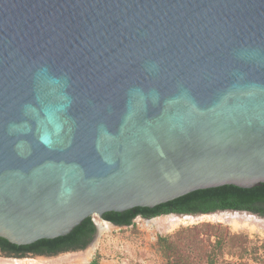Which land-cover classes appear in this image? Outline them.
I'll return each mask as SVG.
<instances>
[{
	"label": "water",
	"instance_id": "95a60500",
	"mask_svg": "<svg viewBox=\"0 0 264 264\" xmlns=\"http://www.w3.org/2000/svg\"><path fill=\"white\" fill-rule=\"evenodd\" d=\"M262 184L264 0H0V237Z\"/></svg>",
	"mask_w": 264,
	"mask_h": 264
},
{
	"label": "trees",
	"instance_id": "16d2710c",
	"mask_svg": "<svg viewBox=\"0 0 264 264\" xmlns=\"http://www.w3.org/2000/svg\"><path fill=\"white\" fill-rule=\"evenodd\" d=\"M248 211L264 217V184L253 188L224 185L191 192L154 208L136 207L124 212H108L104 219L117 226H130L140 216L154 218L167 214H208L216 211ZM92 217L86 218L66 236L41 239L28 245H16L0 237V250L6 256L54 254L82 250L96 233ZM158 245L168 264H248L249 254L257 255L259 247L245 232H232L222 224L184 227L168 236H160ZM228 257L238 262L228 261ZM258 257H255L257 259ZM89 264H99L97 259Z\"/></svg>",
	"mask_w": 264,
	"mask_h": 264
},
{
	"label": "rangeland",
	"instance_id": "374dc122",
	"mask_svg": "<svg viewBox=\"0 0 264 264\" xmlns=\"http://www.w3.org/2000/svg\"><path fill=\"white\" fill-rule=\"evenodd\" d=\"M224 211L246 217L253 216L256 222L255 224L246 225L245 223H237L234 220H215L197 214H167L150 219L138 216L133 220V224L130 226H117L110 223L112 229L108 232H102L98 226L90 250L69 253L46 260L27 257L11 258L0 255V262L6 264H13L16 262L30 264L27 263L30 260L51 262L63 257L80 255L85 257L86 261L79 262L78 264H89L94 259H97L99 264H168V260L163 255L158 245V238L160 236L172 235L184 227H193L202 224H222L229 227L232 232H245L249 234L250 238L260 248L256 256L249 254L243 260L244 262L248 264H264V217L248 211ZM96 219H98L97 216L92 217L94 223L97 224ZM255 257L258 258L255 259ZM227 259L233 263L239 261L236 257L227 256Z\"/></svg>",
	"mask_w": 264,
	"mask_h": 264
},
{
	"label": "bare ground",
	"instance_id": "6f19581e",
	"mask_svg": "<svg viewBox=\"0 0 264 264\" xmlns=\"http://www.w3.org/2000/svg\"><path fill=\"white\" fill-rule=\"evenodd\" d=\"M209 217L211 219H215V220H223V221H231V220H234L236 221L237 223H245L246 225L248 224H255L256 220L254 219L253 216H241L239 214H233V213H230V212H213L212 214H204L202 215V217ZM96 222H97V225L99 226L100 230L102 232H108V231H111L112 229V226L109 222H105L101 219H96ZM152 222V221H150ZM84 262L86 261L85 260V257L83 256H70V257H63V258H60L58 260H55V261H51V262H41V261H37V260H30V261H26L27 263H30V264H78L79 262ZM25 262V263H26ZM1 264H6L4 262H0ZM13 264H21V262H16V263H13Z\"/></svg>",
	"mask_w": 264,
	"mask_h": 264
},
{
	"label": "flooded vegetation",
	"instance_id": "af4514ba",
	"mask_svg": "<svg viewBox=\"0 0 264 264\" xmlns=\"http://www.w3.org/2000/svg\"><path fill=\"white\" fill-rule=\"evenodd\" d=\"M96 234V233H95ZM95 234H94V236H95ZM93 236V237H94ZM93 239V238H92ZM92 241V240H91ZM91 242H89V244H90ZM89 244H88V246H89ZM87 246V247H88ZM86 247V248H87ZM86 248H84V249H86ZM84 249H82V250H84ZM1 251V250H0ZM71 251H80V250H70V251H65V252H71ZM2 252V251H1ZM65 252H61V253H65ZM61 253H59V254H61ZM4 254V253H3ZM59 254H57V255H59ZM29 255H35V254H29ZM57 255H52V254H41V255H37V256H49V257H51V256H57ZM10 257H15V256H10Z\"/></svg>",
	"mask_w": 264,
	"mask_h": 264
},
{
	"label": "built area",
	"instance_id": "2783aa9c",
	"mask_svg": "<svg viewBox=\"0 0 264 264\" xmlns=\"http://www.w3.org/2000/svg\"><path fill=\"white\" fill-rule=\"evenodd\" d=\"M92 217H96V215L92 216Z\"/></svg>",
	"mask_w": 264,
	"mask_h": 264
}]
</instances>
